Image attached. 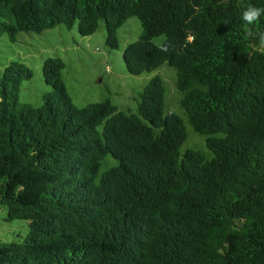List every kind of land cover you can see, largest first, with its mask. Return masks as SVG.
<instances>
[{"label": "trees", "instance_id": "trees-1", "mask_svg": "<svg viewBox=\"0 0 264 264\" xmlns=\"http://www.w3.org/2000/svg\"><path fill=\"white\" fill-rule=\"evenodd\" d=\"M264 0H0V35L102 20L106 43L131 16L142 32L123 52L140 75L167 63L179 104L213 157L187 149L182 117L165 112L155 75L137 113L109 100L76 108L60 58L42 75L51 91L21 102L32 70L0 76V207L27 222L22 243L0 242V264H264ZM164 36L157 46L152 39ZM166 49V50H165ZM110 155L115 163L100 172Z\"/></svg>", "mask_w": 264, "mask_h": 264}, {"label": "rangeland", "instance_id": "rangeland-1", "mask_svg": "<svg viewBox=\"0 0 264 264\" xmlns=\"http://www.w3.org/2000/svg\"><path fill=\"white\" fill-rule=\"evenodd\" d=\"M142 32L139 19L131 16L117 29L118 48L107 43L104 21L99 22L97 31L82 36L77 25L67 28L58 24L39 33L18 31L14 39L6 33L0 35V76L11 61H18L32 70L30 80L23 81L20 92L21 102L33 105L41 103V96L51 91L43 79L42 66L47 58H60L64 63L63 81L72 104L76 108H90V104L109 100L118 111L137 113L140 93L151 77L162 78L165 89V112L173 111L182 117L187 130V138L180 147L183 153L195 149L203 153L207 160L213 153L206 146V136L196 132L187 119L179 101L181 92L176 87V71L167 63L140 75L127 71L123 61L126 46L136 41ZM164 36H157L152 42L157 46ZM264 48V39L261 42ZM115 163L108 155L100 172ZM28 232L27 222L21 219H7V210L0 207V242L22 243Z\"/></svg>", "mask_w": 264, "mask_h": 264}, {"label": "clouds", "instance_id": "clouds-1", "mask_svg": "<svg viewBox=\"0 0 264 264\" xmlns=\"http://www.w3.org/2000/svg\"><path fill=\"white\" fill-rule=\"evenodd\" d=\"M262 15H264V8H259V7H255V6H249L243 12L242 19L247 24L251 25L254 22H256ZM262 39H264V37H262Z\"/></svg>", "mask_w": 264, "mask_h": 264}]
</instances>
